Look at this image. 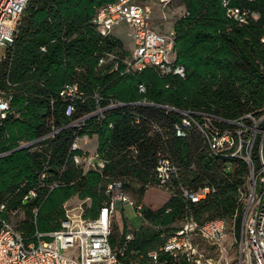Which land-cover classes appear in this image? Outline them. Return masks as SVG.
I'll list each match as a JSON object with an SVG mask.
<instances>
[{
  "label": "trees",
  "instance_id": "trees-1",
  "mask_svg": "<svg viewBox=\"0 0 264 264\" xmlns=\"http://www.w3.org/2000/svg\"><path fill=\"white\" fill-rule=\"evenodd\" d=\"M114 1L29 0L0 64V89L12 94L0 127V215L10 221L23 212L13 226L32 241L36 232L61 227L73 197L81 202L83 218L92 219L110 202L111 183L121 182V191L132 193L136 204L147 189L162 190L169 197L160 208L143 204L141 228L124 225L119 239L111 229L115 250L127 232L135 234L121 256L126 264H147L140 256L162 245L189 215L200 223L224 218L239 233L247 162L213 152L196 127L177 136L175 125L185 117L181 111L235 120L264 108V0H227L247 12L244 23L228 17L224 0H176L186 8L173 23L175 63L185 67L184 77L153 67L127 71L130 54L123 41L103 35L94 23L98 10ZM71 83L83 97L67 115L71 101L60 91ZM94 136L104 165L85 169L74 156L89 151L72 145L76 137ZM23 142L32 144L21 148ZM164 158L178 172L162 185L156 168ZM204 186L215 191L198 202L181 192ZM32 190L35 195L25 203Z\"/></svg>",
  "mask_w": 264,
  "mask_h": 264
},
{
  "label": "built area",
  "instance_id": "built-area-1",
  "mask_svg": "<svg viewBox=\"0 0 264 264\" xmlns=\"http://www.w3.org/2000/svg\"><path fill=\"white\" fill-rule=\"evenodd\" d=\"M160 1L167 4L172 0ZM28 2L0 0V64L13 46ZM224 6H227L228 17L240 23L246 22V11L228 6L227 0H224ZM151 20V5L135 0H116L98 10L94 23L103 35L112 33L113 28L121 22L129 25L133 50L127 71L153 67L161 74L184 77L185 67L175 63L173 29L169 33L156 31L151 26ZM41 49L45 50V47ZM103 61L100 59V63ZM140 90L144 91V87L140 86ZM60 95L71 101L66 109L67 115L73 112L72 103L83 97L76 83L66 84ZM11 98L12 94L8 90L0 89V127L9 116ZM103 111L99 109L97 112L102 114ZM181 113L185 117L180 124L175 125L177 136H185V128L196 127L213 152L241 158L248 164V193L235 249L231 252L225 245L229 224L224 218L200 223L189 215L174 234L159 247L148 251L146 256L141 255V259H146L147 264H170V260L183 261L185 264H264V108L259 113H246L235 120L208 112ZM219 123L233 127L221 128ZM31 144L23 142L20 147ZM77 148H80V137H76L72 145V149ZM74 161L85 169L104 165V160L96 153L76 155ZM177 172V166L169 158L161 159L156 168L162 185L167 184ZM121 187V182L108 186L110 202L104 203L96 218H83V210L79 208L72 213L67 210L59 229L47 233L36 232L35 240L32 241L0 215V264H126L121 256L128 249L134 235L127 232L119 249L112 247V211L117 203L126 201L133 204L137 213L141 214L143 204L131 201L121 191ZM214 191L215 188L211 186L199 190L181 187L183 196L193 202H198ZM34 195L35 191L32 190L24 202ZM0 209H4V205ZM33 211L36 213L37 209Z\"/></svg>",
  "mask_w": 264,
  "mask_h": 264
},
{
  "label": "rangeland",
  "instance_id": "rangeland-1",
  "mask_svg": "<svg viewBox=\"0 0 264 264\" xmlns=\"http://www.w3.org/2000/svg\"><path fill=\"white\" fill-rule=\"evenodd\" d=\"M157 21L151 20V26L154 27ZM163 26L166 27L169 25L167 22H162ZM159 30V29H158ZM114 35L120 37L123 40L125 48L128 50L130 54L133 50V42L131 36L128 34V29L125 26H119L117 29L112 32ZM84 137L80 138V144L84 148V150L89 151V155H92L97 148L98 141L97 137H88V143H84ZM158 193V194H157ZM167 192H164L159 189L150 188L143 195V200L153 210H156L162 206L163 198L159 196V194L167 195ZM130 200L135 202L137 199L132 193H126ZM81 202L78 199H75L74 202L68 203L65 205L66 213L69 210V213L77 211V207H80ZM71 211V212H70ZM24 217L23 212H18L16 214L10 215V223L12 225H17V222ZM124 224H127L133 229H139L144 225V221L140 214L137 213L135 206L129 202L123 201L120 203V206L115 207L114 213L111 217V229L115 232L117 239H119L124 234ZM145 226H149V224H145ZM166 235V233L164 234ZM135 237V234H134ZM238 238L236 230L232 227V225H228L227 229V238L225 240V245L230 249L231 252L235 249V242Z\"/></svg>",
  "mask_w": 264,
  "mask_h": 264
},
{
  "label": "crops",
  "instance_id": "crops-1",
  "mask_svg": "<svg viewBox=\"0 0 264 264\" xmlns=\"http://www.w3.org/2000/svg\"><path fill=\"white\" fill-rule=\"evenodd\" d=\"M135 1L138 2V3H145V4L151 5V7H152V20L157 21L156 24H154V27H152V28H154L156 31L163 32V33H169L173 29V23H174L175 19L177 17L182 16L186 12L185 6L182 5V4H180L176 0H172L171 2H169L167 4L162 3L160 0H135ZM163 21L169 23V25L166 26V27H164L163 24H162ZM119 26H125V27H127L128 34L130 35V27H129V25L127 23L121 22L120 24L116 25L113 28V30L117 29ZM113 30H112V32H113ZM84 138H86V139H84V143H88L89 142L88 139H87L88 137H84ZM80 147L82 149H84L81 146V144H80ZM147 190H149V189H147ZM166 194L167 195H165V196L163 194H159V196H162L163 201H164L162 203V205L167 201V199L169 197V194L168 193H166ZM75 199H78V198L77 197L71 198L70 200H68L66 202L65 205H67L68 203L74 202ZM141 204L147 205L144 202V200H142ZM118 206H120V203H117L115 205V207H118ZM115 207H114V209H115ZM78 208L81 209V211L83 210L82 207H81V205H80V207H77V209ZM114 209L112 211V214L114 213ZM124 225H126L128 228H131L127 224H124Z\"/></svg>",
  "mask_w": 264,
  "mask_h": 264
},
{
  "label": "water",
  "instance_id": "water-1",
  "mask_svg": "<svg viewBox=\"0 0 264 264\" xmlns=\"http://www.w3.org/2000/svg\"><path fill=\"white\" fill-rule=\"evenodd\" d=\"M1 156V155H0Z\"/></svg>",
  "mask_w": 264,
  "mask_h": 264
}]
</instances>
